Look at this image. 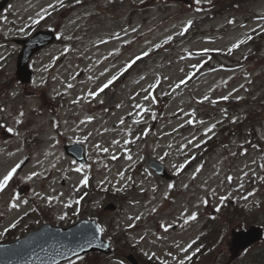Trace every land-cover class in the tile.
<instances>
[{
	"label": "rangeland",
	"instance_id": "obj_1",
	"mask_svg": "<svg viewBox=\"0 0 264 264\" xmlns=\"http://www.w3.org/2000/svg\"><path fill=\"white\" fill-rule=\"evenodd\" d=\"M39 26L58 27L60 41L35 59L33 87L14 83L0 96L2 163L12 153L0 174V243L43 223L33 202L61 226L87 217V204L120 253L134 246L161 264H187L215 227L206 240L217 251L198 264H239L230 231L264 227V0H10L0 12V81L15 70L14 39ZM48 85L53 96L65 90L64 106L40 105L33 89ZM162 94L168 106L153 108ZM76 141L88 154L83 168L60 145ZM151 159L171 181L147 167ZM91 185L101 190L83 195ZM108 188L130 203L104 213L121 205ZM105 256L60 264H122Z\"/></svg>",
	"mask_w": 264,
	"mask_h": 264
},
{
	"label": "water",
	"instance_id": "obj_2",
	"mask_svg": "<svg viewBox=\"0 0 264 264\" xmlns=\"http://www.w3.org/2000/svg\"><path fill=\"white\" fill-rule=\"evenodd\" d=\"M8 0H1L0 1V9L6 4ZM54 39V36L51 34V32H42L38 31L32 38L29 40H26L27 43H24L25 48L20 52L18 56V62H17V76L21 81H28L29 76H30V70L28 69V59L30 55L40 48L41 46L45 45L46 43L52 41ZM35 233H38L40 235L39 238L40 244L37 246H33V250L37 251V256H46L49 253H53L58 251L59 248L62 247V240H54L51 237H48L45 234H48L47 232H43L42 230H38ZM31 235H28L27 237H30ZM261 237V229L258 227H250L247 231H239V232H234L233 233V246L235 248H245L247 245L251 244L252 242H255L259 240ZM83 250L90 249V246L88 244H83ZM78 250H73L70 251L66 255H57L55 258L50 259L46 261L43 264H53L57 261H60L64 258H67L69 256H72L73 254L77 253ZM16 255H11L9 256L8 264H29L30 261H32L35 256L36 252L30 251L28 253L21 254L17 259Z\"/></svg>",
	"mask_w": 264,
	"mask_h": 264
},
{
	"label": "trees",
	"instance_id": "obj_3",
	"mask_svg": "<svg viewBox=\"0 0 264 264\" xmlns=\"http://www.w3.org/2000/svg\"><path fill=\"white\" fill-rule=\"evenodd\" d=\"M239 264H264V250H261L259 254L255 251H249Z\"/></svg>",
	"mask_w": 264,
	"mask_h": 264
},
{
	"label": "bare ground",
	"instance_id": "obj_4",
	"mask_svg": "<svg viewBox=\"0 0 264 264\" xmlns=\"http://www.w3.org/2000/svg\"><path fill=\"white\" fill-rule=\"evenodd\" d=\"M5 157V156H4ZM3 157V158H4ZM1 158V157H0ZM9 162L10 161H5V164L3 165L2 163H1V159H0V171H2V170H4V168L5 169H8V167L11 165V164H9Z\"/></svg>",
	"mask_w": 264,
	"mask_h": 264
}]
</instances>
